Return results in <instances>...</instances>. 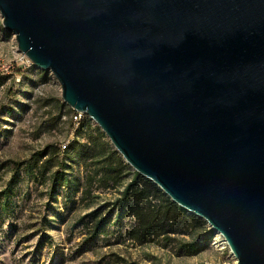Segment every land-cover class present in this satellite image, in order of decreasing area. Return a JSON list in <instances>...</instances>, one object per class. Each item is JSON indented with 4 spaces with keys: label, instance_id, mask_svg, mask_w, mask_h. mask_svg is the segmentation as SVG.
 <instances>
[{
    "label": "water",
    "instance_id": "obj_1",
    "mask_svg": "<svg viewBox=\"0 0 264 264\" xmlns=\"http://www.w3.org/2000/svg\"><path fill=\"white\" fill-rule=\"evenodd\" d=\"M3 27L135 172L264 264V0H0Z\"/></svg>",
    "mask_w": 264,
    "mask_h": 264
},
{
    "label": "rangeland",
    "instance_id": "obj_2",
    "mask_svg": "<svg viewBox=\"0 0 264 264\" xmlns=\"http://www.w3.org/2000/svg\"><path fill=\"white\" fill-rule=\"evenodd\" d=\"M71 113L59 81L19 53L16 36L5 30L0 14V264H223L234 259L213 229L209 243L193 255L183 251L204 239L203 230L191 229L187 236L155 229L143 235L138 218L124 209L131 199L124 195L126 188L136 184L133 168L113 164L112 180L104 172L106 161L113 163L108 149L98 148L99 157L85 163L71 158L73 151L64 153L79 127ZM96 129L101 131L91 121L77 140L92 145ZM104 141L114 149L107 137ZM62 172L70 190L54 185ZM140 177L138 188L151 192L141 183L149 180ZM143 204L164 207L159 194ZM205 229H211L208 223Z\"/></svg>",
    "mask_w": 264,
    "mask_h": 264
},
{
    "label": "trees",
    "instance_id": "obj_3",
    "mask_svg": "<svg viewBox=\"0 0 264 264\" xmlns=\"http://www.w3.org/2000/svg\"><path fill=\"white\" fill-rule=\"evenodd\" d=\"M72 120V119H71ZM87 122L85 123V120L80 122V125L78 128H76V139L67 147H65L64 153L67 155L72 152L71 158H76L78 161L86 162L88 160H93L97 157L96 150L98 148H101L102 150L108 149L110 159L113 160V163H108L106 160V167H105V176L109 175L112 176V180L114 179V175L116 173L115 169H112V166H119L122 169H127L128 165L125 163V161L122 159V157L119 155L117 151L114 149L111 150L108 142H105V134L101 133L99 129H96L95 133V140H93L92 145H88L85 143H82L81 141H78L77 139L80 137L81 129L83 127L91 128V121L86 117ZM91 141V140H90ZM89 141V142H90ZM43 154V153H42ZM42 154H39L38 156H42ZM44 155V154H43ZM59 156V155H58ZM38 161V160H37ZM49 161H47L45 164H47ZM114 164V165H113ZM68 174L62 172L57 173L55 176V186L58 188H64L70 190L71 188V181L67 176ZM134 181L136 182L135 185H130L126 188V191L124 195L127 197L129 196L130 202L127 203V205L124 206V209L133 214V216L137 217L140 223V229L142 231V234L145 235V233H153L155 229H160L162 231V234H181V235H187L190 236L192 233V230H203L204 239L202 241H198L196 243H193L187 248L184 249L185 255H193L197 253V247H201V244L209 243V241L213 237V231L212 229H205L207 222L203 219L195 216V215H189L186 210L180 208L176 203L171 201V199L163 193L159 187H157L155 184H153L151 181H144L141 180V183H145L151 186V192H146L145 190H140L138 188L139 181L141 179L140 175L137 172L133 173ZM136 187V190L133 191L131 187ZM130 194V195H129ZM155 194H159L164 202L163 209L155 208L154 206H148L145 208L143 202L144 200H148L150 197H154ZM102 229V226L98 224L97 230L100 232ZM147 235V234H146Z\"/></svg>",
    "mask_w": 264,
    "mask_h": 264
},
{
    "label": "built area",
    "instance_id": "obj_4",
    "mask_svg": "<svg viewBox=\"0 0 264 264\" xmlns=\"http://www.w3.org/2000/svg\"><path fill=\"white\" fill-rule=\"evenodd\" d=\"M72 121L75 125H80V122L83 120L84 116L86 114L82 113V112H77L75 110H72ZM223 264H237V260L236 259H233L232 261H227Z\"/></svg>",
    "mask_w": 264,
    "mask_h": 264
},
{
    "label": "bare ground",
    "instance_id": "obj_5",
    "mask_svg": "<svg viewBox=\"0 0 264 264\" xmlns=\"http://www.w3.org/2000/svg\"><path fill=\"white\" fill-rule=\"evenodd\" d=\"M226 242V241H225ZM227 243V242H226ZM228 246V245H227ZM233 256V255H232ZM234 257V256H233ZM235 259V258H234Z\"/></svg>",
    "mask_w": 264,
    "mask_h": 264
}]
</instances>
